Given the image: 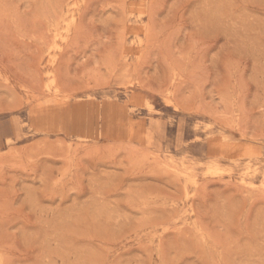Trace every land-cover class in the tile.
I'll return each mask as SVG.
<instances>
[{
	"label": "rangeland",
	"instance_id": "374dc122",
	"mask_svg": "<svg viewBox=\"0 0 264 264\" xmlns=\"http://www.w3.org/2000/svg\"><path fill=\"white\" fill-rule=\"evenodd\" d=\"M0 264H264V0H0Z\"/></svg>",
	"mask_w": 264,
	"mask_h": 264
},
{
	"label": "bare ground",
	"instance_id": "6f19581e",
	"mask_svg": "<svg viewBox=\"0 0 264 264\" xmlns=\"http://www.w3.org/2000/svg\"><path fill=\"white\" fill-rule=\"evenodd\" d=\"M140 40V39H139ZM90 103V102H89ZM97 104V103H96ZM72 105V104H71ZM86 105H88V104H86ZM91 106V105H90ZM103 107V106H102ZM49 108H50V106H49ZM91 108V107H90ZM104 108H107V107H104ZM88 109V108H87ZM82 110V109H81ZM91 110V109H90ZM44 111V110H43ZM83 111V110H82ZM86 110H84V112H85ZM96 111V110H95ZM100 111V110H99ZM98 111V112H99ZM55 112V111H54ZM71 112V111H70ZM83 112V113H84ZM87 112V111H86ZM97 112V111H96ZM43 113V112H42ZM64 113V112H63ZM76 113V112H75ZM91 113V112H90ZM102 113V112H101ZM60 114V113H59ZM94 114V113H93ZM86 116V115H85ZM84 116V114L82 115V117H85ZM107 116V115H106ZM75 117V116H74ZM93 117V116H92ZM89 118V117H88ZM75 121V120H74ZM72 122V121H71ZM73 123V122H72ZM95 123V122H94ZM75 125H76V123H75ZM90 126V125H89ZM88 130H90V129H88ZM249 174H246L244 177H248L249 178ZM243 181H244V183L245 184H247V185H249V186H253L254 185V183L253 182H251V181H248V180H246L245 178L243 179Z\"/></svg>",
	"mask_w": 264,
	"mask_h": 264
}]
</instances>
